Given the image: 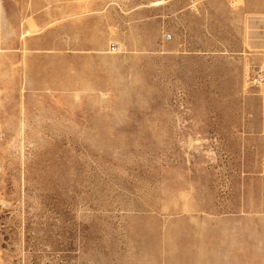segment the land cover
Listing matches in <instances>:
<instances>
[{
  "label": "rangeland",
  "instance_id": "obj_1",
  "mask_svg": "<svg viewBox=\"0 0 264 264\" xmlns=\"http://www.w3.org/2000/svg\"><path fill=\"white\" fill-rule=\"evenodd\" d=\"M104 2L29 67L0 27V264H264L255 14Z\"/></svg>",
  "mask_w": 264,
  "mask_h": 264
},
{
  "label": "crops",
  "instance_id": "obj_2",
  "mask_svg": "<svg viewBox=\"0 0 264 264\" xmlns=\"http://www.w3.org/2000/svg\"><path fill=\"white\" fill-rule=\"evenodd\" d=\"M236 6V10L242 13L255 14V20L252 16L250 22L264 30V0H242ZM114 22V14L104 0H0L1 43L8 36V28L17 27L16 52L18 57L23 56V51L26 52L28 67L39 58L43 38L39 33L42 28H48L49 50H61L67 43L62 33L67 35L69 28L85 25L109 27L115 25ZM257 34L264 36V31ZM78 41L81 43L80 38ZM84 41L89 44L104 43L96 38ZM257 43L264 44V40L259 39Z\"/></svg>",
  "mask_w": 264,
  "mask_h": 264
}]
</instances>
